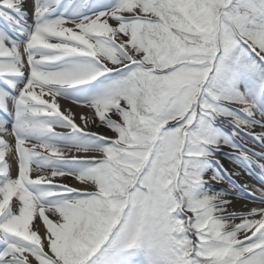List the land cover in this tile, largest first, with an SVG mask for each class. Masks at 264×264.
<instances>
[{"label":"snow or ice","instance_id":"obj_1","mask_svg":"<svg viewBox=\"0 0 264 264\" xmlns=\"http://www.w3.org/2000/svg\"><path fill=\"white\" fill-rule=\"evenodd\" d=\"M28 7L0 0V264H264V206L211 183L224 147L264 178V0Z\"/></svg>","mask_w":264,"mask_h":264},{"label":"bare ground","instance_id":"obj_2","mask_svg":"<svg viewBox=\"0 0 264 264\" xmlns=\"http://www.w3.org/2000/svg\"><path fill=\"white\" fill-rule=\"evenodd\" d=\"M26 3L29 5L28 9H26V10L29 11V14L31 16V0H26ZM30 22H31V20H30ZM37 91H39V89H37ZM45 98L48 99L47 96H45ZM59 103L61 106V110H64L65 108L71 109L75 115L76 123L80 124L83 127V122L80 120V116H81V114H83L85 116L89 115L91 110H89L85 107H82L80 105H77V104L71 102L70 100H66V99H59ZM260 129H261V127L259 125H257L255 128L252 129V131L255 133H260L259 132ZM65 130H67V129H65ZM86 130L90 131V132L96 131L97 133H100V134L105 135V136H107L109 134V132L102 126H99V127L90 126ZM245 143H246L247 149H251L253 152H255L257 154L256 156L253 157V159L259 160L261 163H264V159H261V155H260V154L264 153V148H262L259 145V142L255 141L252 137L250 139H247L245 141ZM223 152L224 151L222 150L221 153L218 154V158L220 159L221 163L224 165L225 169L230 174L231 173L234 174V178L236 180L235 182L237 184H239L241 188H246V189L250 190L251 192H246L248 195L250 193H253V194H256L257 196H259L260 193L257 190L258 188L255 186L256 184L249 178V175H252L254 172H259V169L255 168L252 171H249L248 169H246L240 165L236 166V163L233 164L224 158V156L222 155ZM15 171H16L15 165H13L12 172L14 173ZM32 175L35 176L36 173L33 172ZM69 186L76 187V188H84L85 187V185L76 181L73 177L71 178V183ZM222 189L231 193V195H229L227 197V199L232 201L231 206H230V210L240 212V211H248L253 207L264 206V205H260L259 202H254V201L242 199L240 196L236 197L235 194L237 193V191H240V190H238L236 188L235 184L230 183L229 185H224L222 187ZM237 222H239V221L237 220ZM36 224H40V231H41V234H43L44 228H43V225L40 222L39 218L37 219Z\"/></svg>","mask_w":264,"mask_h":264},{"label":"rangeland","instance_id":"obj_3","mask_svg":"<svg viewBox=\"0 0 264 264\" xmlns=\"http://www.w3.org/2000/svg\"><path fill=\"white\" fill-rule=\"evenodd\" d=\"M57 129H61V128H57ZM109 130V129H108ZM252 130V129H251ZM110 132H112L111 130H109ZM261 132H264V128H261V130H260ZM59 132H66V131H62V130H60ZM94 132V131H93ZM227 149V148H226ZM229 150V149H228ZM65 152H66V154L67 155H72V153L71 152H68L67 151V149H65ZM224 155L226 156V153H224ZM229 155H230V153H229ZM228 155V156H229ZM13 175H15V172L13 173ZM32 175V174H31ZM71 176H65V177H57L56 178V181L57 182H62V181H65L66 183H71ZM215 188H216V191H219V190H221V187H217V186H215ZM15 200H16V198L14 197L13 198V203L15 202ZM50 216H51V214H49ZM53 219H54V217H52ZM37 219H38V217L37 218H35L34 219V221H33V224H36V222H37Z\"/></svg>","mask_w":264,"mask_h":264}]
</instances>
